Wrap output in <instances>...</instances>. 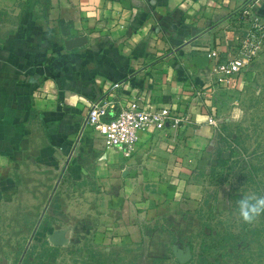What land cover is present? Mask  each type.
Instances as JSON below:
<instances>
[{
	"label": "crops",
	"instance_id": "crops-1",
	"mask_svg": "<svg viewBox=\"0 0 264 264\" xmlns=\"http://www.w3.org/2000/svg\"><path fill=\"white\" fill-rule=\"evenodd\" d=\"M258 1L0 0L3 221L35 224L48 251L81 246L86 256L71 264H148L154 231L168 233L175 218L202 212L226 104L217 65L236 56L235 17L264 23ZM78 38L83 44L68 49ZM138 95L144 108L170 107L186 121L176 132H141L127 159L85 117L90 100L119 105ZM241 112L231 109L229 119ZM216 188L225 198L226 187ZM59 229L66 245L49 241Z\"/></svg>",
	"mask_w": 264,
	"mask_h": 264
},
{
	"label": "rangeland",
	"instance_id": "rangeland-1",
	"mask_svg": "<svg viewBox=\"0 0 264 264\" xmlns=\"http://www.w3.org/2000/svg\"><path fill=\"white\" fill-rule=\"evenodd\" d=\"M232 24L240 36L236 55L245 65L242 83L223 87L226 104L220 114L218 141L220 152L231 156L230 160L208 169L210 187L201 213L175 218L168 233L154 231L143 257L148 264L151 259L159 264H180L172 249L176 242L182 248L192 246L193 257L186 264H264V213L245 222L239 211L241 199L252 194L264 196V23L254 26L247 17L237 16ZM236 107L241 116L230 120V110ZM218 185L226 187L225 198L218 197ZM8 212V208H0V261L29 264L43 258L48 264H71L80 252L85 255L81 246L48 251V237H35V224L9 225L3 221ZM33 212L39 216L41 210ZM32 231L35 233L30 237ZM111 262L106 264H117ZM94 264L105 263L101 259Z\"/></svg>",
	"mask_w": 264,
	"mask_h": 264
},
{
	"label": "built area",
	"instance_id": "built-area-1",
	"mask_svg": "<svg viewBox=\"0 0 264 264\" xmlns=\"http://www.w3.org/2000/svg\"><path fill=\"white\" fill-rule=\"evenodd\" d=\"M217 55L216 51H211L209 54L213 57ZM244 65L245 61L237 55L219 62L217 83L222 87L231 86L235 76L241 72ZM119 86V83L114 84V88ZM107 115L114 117L106 120ZM185 121L184 116L174 114L170 107L144 108L141 97L138 95L119 105L106 97L90 100L85 126L91 127L94 135L106 146L115 148L127 159H131L138 151L141 132L169 129L176 132Z\"/></svg>",
	"mask_w": 264,
	"mask_h": 264
},
{
	"label": "water",
	"instance_id": "water-1",
	"mask_svg": "<svg viewBox=\"0 0 264 264\" xmlns=\"http://www.w3.org/2000/svg\"><path fill=\"white\" fill-rule=\"evenodd\" d=\"M83 44V39H70L67 43L68 49H73L78 46H81ZM49 241L55 245V246H63L66 245L69 242L68 237L66 236V230L65 229H59L54 231L49 236ZM173 254L177 258L178 262L180 264H186L188 263L192 257H193V251L191 246H186L185 248H182L178 245H173Z\"/></svg>",
	"mask_w": 264,
	"mask_h": 264
},
{
	"label": "clouds",
	"instance_id": "clouds-1",
	"mask_svg": "<svg viewBox=\"0 0 264 264\" xmlns=\"http://www.w3.org/2000/svg\"><path fill=\"white\" fill-rule=\"evenodd\" d=\"M240 215L245 222L252 221L256 216L264 213V196L249 195L239 201Z\"/></svg>",
	"mask_w": 264,
	"mask_h": 264
},
{
	"label": "trees",
	"instance_id": "trees-1",
	"mask_svg": "<svg viewBox=\"0 0 264 264\" xmlns=\"http://www.w3.org/2000/svg\"><path fill=\"white\" fill-rule=\"evenodd\" d=\"M240 17H241V16H240ZM242 17H247V18H249L248 16H244V15H242ZM113 117H114L113 115H107V116L105 117V119H106V120H109V119H111V118H113ZM230 157H231V156H229V157H224V156L222 155V153L219 152L218 157H217V163H218V165L225 164V163L229 162ZM214 168H216V167H214ZM214 168H213V169H214ZM189 246H190V245H189ZM191 248H192V246H191Z\"/></svg>",
	"mask_w": 264,
	"mask_h": 264
}]
</instances>
